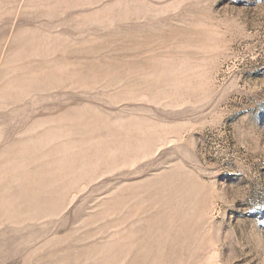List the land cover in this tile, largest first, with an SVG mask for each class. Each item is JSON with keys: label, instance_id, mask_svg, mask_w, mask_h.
Instances as JSON below:
<instances>
[{"label": "rangeland", "instance_id": "obj_1", "mask_svg": "<svg viewBox=\"0 0 264 264\" xmlns=\"http://www.w3.org/2000/svg\"><path fill=\"white\" fill-rule=\"evenodd\" d=\"M0 264H264V0H0Z\"/></svg>", "mask_w": 264, "mask_h": 264}]
</instances>
